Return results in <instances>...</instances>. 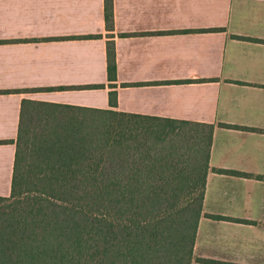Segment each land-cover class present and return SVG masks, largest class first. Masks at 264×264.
Returning a JSON list of instances; mask_svg holds the SVG:
<instances>
[{
  "label": "crops",
  "instance_id": "obj_1",
  "mask_svg": "<svg viewBox=\"0 0 264 264\" xmlns=\"http://www.w3.org/2000/svg\"><path fill=\"white\" fill-rule=\"evenodd\" d=\"M113 8L110 32L105 0H0V141H9L0 145V196L11 195L24 100L211 124L194 255L216 263L193 264H264V0H113Z\"/></svg>",
  "mask_w": 264,
  "mask_h": 264
},
{
  "label": "trees",
  "instance_id": "obj_2",
  "mask_svg": "<svg viewBox=\"0 0 264 264\" xmlns=\"http://www.w3.org/2000/svg\"><path fill=\"white\" fill-rule=\"evenodd\" d=\"M105 20L114 31L113 0ZM107 62L113 84L115 42ZM214 133L211 124L24 100L11 195L0 196V264L216 263L194 255Z\"/></svg>",
  "mask_w": 264,
  "mask_h": 264
}]
</instances>
